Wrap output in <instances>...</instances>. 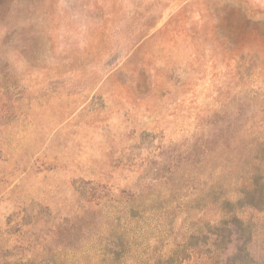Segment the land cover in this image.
<instances>
[{
	"label": "rangeland",
	"instance_id": "rangeland-1",
	"mask_svg": "<svg viewBox=\"0 0 264 264\" xmlns=\"http://www.w3.org/2000/svg\"><path fill=\"white\" fill-rule=\"evenodd\" d=\"M0 264H264V0H0Z\"/></svg>",
	"mask_w": 264,
	"mask_h": 264
}]
</instances>
